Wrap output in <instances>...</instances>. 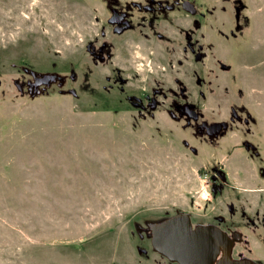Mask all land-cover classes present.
I'll list each match as a JSON object with an SVG mask.
<instances>
[{
	"label": "rangeland",
	"instance_id": "1",
	"mask_svg": "<svg viewBox=\"0 0 264 264\" xmlns=\"http://www.w3.org/2000/svg\"><path fill=\"white\" fill-rule=\"evenodd\" d=\"M191 1L201 14L183 25L205 59L187 54L167 62L158 46L142 58L143 43L127 37L110 65L112 79L126 81L107 91L110 66L87 51L107 29L101 0H0V264H134L143 247L139 227L174 213L225 217L227 205L233 220L264 227V182L212 192L222 150L198 142L171 116L172 96L149 113L127 100L144 92L151 76L165 91L178 78L190 101L217 119L233 100V72H222V63L239 68L240 84L264 110V0ZM243 1L249 26L241 20ZM125 46L146 66L136 71L128 53L121 55ZM25 70L64 82L30 93Z\"/></svg>",
	"mask_w": 264,
	"mask_h": 264
},
{
	"label": "flooded vegetation",
	"instance_id": "2",
	"mask_svg": "<svg viewBox=\"0 0 264 264\" xmlns=\"http://www.w3.org/2000/svg\"><path fill=\"white\" fill-rule=\"evenodd\" d=\"M103 19L107 29H103L100 35V43L96 45L95 40L87 44V51L91 58L105 64L107 67L114 65L116 60V49L127 37L138 44L145 54L152 55L154 48L158 46L159 55L169 62L175 57V61L185 59L184 55L190 54L194 62H199L203 57L204 46L194 39L195 32L190 31L183 25L184 17L195 18L201 14L197 5L191 0H101ZM242 14L247 26L251 24L248 1H243ZM241 7V8H242ZM204 15V14H203ZM239 22V21H238ZM238 33L231 30V39L237 42ZM137 45V46H138ZM235 51V49H234ZM128 53L131 63H136V71L145 63L132 60L133 51L131 47L125 46L121 55ZM149 56V55H147ZM118 58V57H117ZM178 58V59H177ZM120 59H123L120 56ZM174 61V60H173ZM119 66V64H116ZM149 66V64L147 65ZM222 72L232 71L228 88L232 94V101L222 106L215 115L204 113L197 104L189 99V88L178 78L172 80V84L165 91L163 84L152 79L148 82L149 87L139 95L128 94L127 100L131 101L136 109L141 112L155 111L160 105L159 98L167 100L172 96L169 112L178 120H183L187 128L192 130V135L198 142L204 143L210 148H216L223 153L220 171L212 173L210 183L212 192L222 193L227 189H237V181L241 184L262 185L264 182V110L262 100L250 91L246 92L240 84V70L234 65L218 63ZM138 67V68H137ZM146 68V67H145ZM144 68V69H145ZM122 67H118V72ZM29 76L23 81V89L30 93L45 90L47 86L62 84L63 78L58 77L49 85H34L35 75L32 71L25 70ZM110 76L106 90L109 91L120 82L126 81L121 78L112 79V67L109 68ZM38 76V75H37ZM73 78V77H72ZM74 80V79H73ZM165 81V79L163 80ZM197 83L201 84L198 78ZM110 85V86H109ZM22 88V85L18 86ZM166 86H164L165 88ZM108 88V89H107ZM147 88H150L147 89ZM125 90V87L122 88ZM220 99L224 100L225 86H221ZM256 90L253 89L252 92ZM213 126V127H211ZM236 164L239 170L233 175L232 167ZM247 190V189H244ZM262 190V189H260ZM225 204V201H221ZM228 216H206L196 218L190 213H174L171 216L147 223L138 228V241L143 247H137L138 258L134 264H180L171 260L156 249L154 241L157 239L159 225L171 217L177 215H189L191 227L197 230L202 227L211 228L223 236V244L216 242V258L211 264H264V235L260 233L264 227L257 221L243 219L233 220L232 205H227Z\"/></svg>",
	"mask_w": 264,
	"mask_h": 264
},
{
	"label": "water",
	"instance_id": "3",
	"mask_svg": "<svg viewBox=\"0 0 264 264\" xmlns=\"http://www.w3.org/2000/svg\"><path fill=\"white\" fill-rule=\"evenodd\" d=\"M35 75V86L49 85L58 75ZM61 79V77H60ZM75 96L76 91L71 90ZM213 127V126H211ZM155 247L171 260L180 264H211L217 253L216 242L223 244V236L211 228L191 227L189 215H177L159 225Z\"/></svg>",
	"mask_w": 264,
	"mask_h": 264
}]
</instances>
